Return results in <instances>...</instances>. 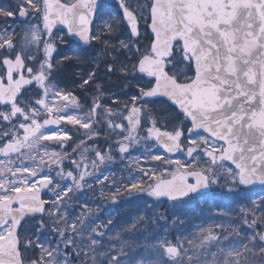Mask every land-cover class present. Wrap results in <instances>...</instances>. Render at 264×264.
I'll list each match as a JSON object with an SVG mask.
<instances>
[{"label": "snow or ice", "instance_id": "obj_1", "mask_svg": "<svg viewBox=\"0 0 264 264\" xmlns=\"http://www.w3.org/2000/svg\"><path fill=\"white\" fill-rule=\"evenodd\" d=\"M113 2L103 13L102 0L0 6V264H264V195H250L264 188V0ZM70 64L89 70L61 88ZM102 65L122 96L98 79ZM141 148L147 167L137 157L127 180L103 174ZM91 180L107 182L113 204L219 196L240 207L213 204L210 218L222 222L157 236L138 256L122 233L145 215L115 233L86 205L72 215ZM160 221L167 232L155 213L152 225ZM171 226L185 220L174 215Z\"/></svg>", "mask_w": 264, "mask_h": 264}, {"label": "rangeland", "instance_id": "obj_2", "mask_svg": "<svg viewBox=\"0 0 264 264\" xmlns=\"http://www.w3.org/2000/svg\"><path fill=\"white\" fill-rule=\"evenodd\" d=\"M14 26L16 27V30L19 31L20 30V24H14ZM103 68V65L101 66ZM103 71V69H101ZM104 72V71H103ZM66 86H62V88H65ZM156 109L157 111H160V108L156 106ZM87 110V109H85ZM70 130L74 131V129H71V126H68ZM158 154V153H157ZM137 157H140V159L142 158L141 154ZM137 157H132V151L130 153V155L126 156L125 157V163L127 162H130L131 160L133 159H136ZM187 158L184 156L183 158H181L180 160H186ZM66 168H67V164H66ZM98 185V184H97ZM264 195V191H261L260 193H250V195H253V196H256V195ZM135 197V196H133ZM132 197V198H133ZM47 198V196L45 197ZM147 200H145V203H152L154 205V207H157L159 208L160 206L163 208V211H164V215L167 216L168 218V230L167 232H165L163 229L165 228V225L162 221L158 222L155 226L152 225L151 221L154 217V213H149V218L147 219V222L146 223H143L141 225L144 226L143 230H141V232H137L138 235L141 236V234H145V232L148 233V235L150 236L151 240H155V238L157 236H160V237H164L166 236L167 239L170 240V238L173 236L174 237V240L178 237V236H181V238L183 237H186L188 236L189 234H185V229H190V228H193V230L204 224L206 225V222L207 221H201L200 223H197V221L195 222L193 217L194 216H198L200 214V210H196L197 208H205L201 205L202 201L199 200V203L197 205H195V203L190 202L189 204H186V205H183V206H179L177 208H172L169 204H161V202H153L151 201L150 199L146 198ZM225 200H227L228 198H224ZM228 202L230 203H227V206H228V209L230 210V208H234L236 209V212L238 213L239 212V205H236V204H232L231 200L229 199ZM158 203V204H157ZM195 205V206H194ZM81 208V211L85 210L83 208V206H80ZM231 209V210H232ZM80 211V212H81ZM79 212V213H80ZM77 213V214H79ZM189 213H191V215H189ZM174 215H179L182 219L185 220V226L184 228H178V227H172L171 226V221H172V217ZM75 216V215H74ZM210 219V217H209ZM212 220L214 218H211ZM245 231H247V229H245ZM132 236L135 237V233H132ZM117 248L119 247V245L117 244L116 245Z\"/></svg>", "mask_w": 264, "mask_h": 264}, {"label": "trees", "instance_id": "obj_3", "mask_svg": "<svg viewBox=\"0 0 264 264\" xmlns=\"http://www.w3.org/2000/svg\"><path fill=\"white\" fill-rule=\"evenodd\" d=\"M194 201H195V205H197L199 203L197 200H194ZM213 204H220L221 206H223L219 196H217L214 200L213 199H209L207 203L202 202L201 205L203 207H205V208H197L196 209V210H200V216H197V217L194 216L193 217L194 221L195 222L197 221V223H200L201 221H207L206 222V225L222 222L221 220L215 219L214 217H213L214 218L213 220L211 218L209 219L210 214H209L208 209ZM121 210H122V212H120V230L121 229H125V228H127L130 225V222L128 220V217H129L130 212H131L130 205H128V204L125 205V206L122 205L121 206ZM147 211L148 210H146V212L143 211L141 213V215H143L144 213H145L144 214L145 216L148 215L149 212H147ZM132 213H135L133 216H135L137 218L140 215L139 214L140 213V210H137L136 212L132 211ZM189 215H191V213H189ZM187 225H189V224H187ZM187 225H185V226H187ZM186 230L189 233L191 232V228L190 229H185V231ZM133 232L135 233L136 237L133 238V243L130 246H133V248L136 249V252H137V255L138 256L139 255H147V252L145 251V247H144L145 246V244H144L145 243L144 237H139L138 236V234H137V232H138L137 228ZM122 235L124 236L125 240H129V232H124V233H122ZM144 252H146V253H144Z\"/></svg>", "mask_w": 264, "mask_h": 264}, {"label": "flooded vegetation", "instance_id": "obj_4", "mask_svg": "<svg viewBox=\"0 0 264 264\" xmlns=\"http://www.w3.org/2000/svg\"><path fill=\"white\" fill-rule=\"evenodd\" d=\"M102 2H103V5H105V2H106V3H109V5H115L114 2H113V0H103ZM12 3H13V0H0V6H7V5L12 4ZM103 7H104V6H103ZM103 7L101 8V12H102V13H103ZM18 22H19V21H16L15 23H18ZM63 52H64V54H67L68 49L65 47V48L63 49ZM70 65H71V64H70ZM68 66H69V65H68ZM70 70H71V66L68 67V69H67L66 72H64V71L62 70L61 72H59V73L57 74V83H58L59 86L62 84L63 79H64L65 81L67 80V78H66L65 76L69 74ZM100 81H102L103 83L105 82V80H103V79H100ZM114 85H115V83H114ZM114 85H113V84H106V85H105V88L110 89V90H111V93H115L116 88L113 87Z\"/></svg>", "mask_w": 264, "mask_h": 264}, {"label": "water", "instance_id": "obj_5", "mask_svg": "<svg viewBox=\"0 0 264 264\" xmlns=\"http://www.w3.org/2000/svg\"><path fill=\"white\" fill-rule=\"evenodd\" d=\"M162 151V150H161ZM183 153H176V154H174L173 156H180V155H182ZM254 187H261V186H259V185H256V186H254Z\"/></svg>", "mask_w": 264, "mask_h": 264}]
</instances>
